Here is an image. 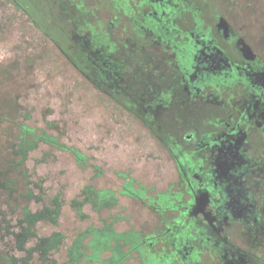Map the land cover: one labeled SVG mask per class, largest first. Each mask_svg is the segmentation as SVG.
Instances as JSON below:
<instances>
[{
  "label": "flooded vegetation",
  "instance_id": "flooded-vegetation-1",
  "mask_svg": "<svg viewBox=\"0 0 264 264\" xmlns=\"http://www.w3.org/2000/svg\"><path fill=\"white\" fill-rule=\"evenodd\" d=\"M113 1L102 27L130 90L116 99L147 103L134 112L179 172L181 198L146 237L149 253L164 264H264V56L231 0Z\"/></svg>",
  "mask_w": 264,
  "mask_h": 264
},
{
  "label": "rangeland",
  "instance_id": "rangeland-1",
  "mask_svg": "<svg viewBox=\"0 0 264 264\" xmlns=\"http://www.w3.org/2000/svg\"><path fill=\"white\" fill-rule=\"evenodd\" d=\"M44 1L56 26L61 23L66 28H56L58 42L33 21L18 0H0V117L10 119L0 118V163L10 153L17 133L11 121L37 131L45 129L87 155L89 165L83 166L72 153L41 143L25 162L27 176L19 174L20 189L32 188L39 197L30 201L33 210L50 204L56 195L63 201L57 224L39 222L36 226L39 236L54 231L67 235L65 244L52 256L56 264H62L76 233L90 225L100 226L104 219L115 220L118 230L135 229L144 235L161 225L158 212L126 194H118L119 202L112 208L96 211L86 204L87 216L80 217L71 201L80 197L85 185L118 191L126 174L134 179L136 188L144 186L148 194L157 195L176 189L179 172L169 151L134 112L148 109L147 103L136 108L116 99L130 90L124 81L123 62L114 58V41L102 27L103 19L112 18L102 6L111 8L114 1ZM231 5L233 18L245 23L253 47L264 56V0H231ZM64 46L73 52L77 64ZM151 124L158 126L157 122ZM19 200L26 203L22 196ZM14 206L11 196L0 195V213L6 217L4 220L0 214V252L22 257L26 253L15 248L8 233V226L12 231L18 229L21 206ZM138 261L136 256L127 264ZM30 262L41 264L38 255Z\"/></svg>",
  "mask_w": 264,
  "mask_h": 264
},
{
  "label": "trees",
  "instance_id": "trees-1",
  "mask_svg": "<svg viewBox=\"0 0 264 264\" xmlns=\"http://www.w3.org/2000/svg\"><path fill=\"white\" fill-rule=\"evenodd\" d=\"M18 1L21 7L32 16L33 21L54 41L56 39V42H58L56 28H58V31H63L66 28L64 26L62 28L61 23L56 26L57 24L50 15L45 1ZM23 2L27 5H23ZM33 13L36 14V18ZM63 50L68 53L65 46ZM0 118L10 120L6 116ZM11 122L17 128V133L12 142L10 153L0 163V195L7 193L13 198L14 207L21 206V214L17 218L18 229L12 231L9 230L10 226H8V233L14 238L15 248L24 251L26 254L21 257L9 252H0V264H34L30 261L35 255H38L41 264H56L57 260L52 256L65 244L67 235L61 231H54L49 235L39 236L36 226L39 222L57 224L63 201L59 195H56L50 199V204L41 209L33 210L30 207V201L39 197L32 188H27L26 191L20 189L21 178H19V174L27 176L25 162L30 151L36 149L41 143L72 153L76 161L83 166L89 165L88 157L79 148L61 142L58 135L45 129L37 131L25 124ZM124 177L126 182L118 191L111 188L97 189L92 184L85 185L81 190L80 197H76L71 201L77 214L82 218L87 216L83 210L86 204H90L96 211L112 208L119 202L118 194H126L144 202L149 208L160 214L161 220H165L167 217L163 213L164 209L177 207V203L181 198L178 191L170 189L157 195H150L144 186L136 188L133 178L128 177L126 174H124ZM25 184L28 185V181ZM19 191L20 195L13 197L14 192ZM21 196L26 199L25 204H22L19 200ZM0 214L5 220V215ZM114 223L115 220L104 219L103 224L100 226L90 225L78 231L67 245L65 260L62 264H127L130 259L136 256H138L139 264H164L163 260L149 253L146 245L148 235H144L141 231L135 229L118 230ZM33 239H35L34 244L27 246ZM106 253L108 255L105 256Z\"/></svg>",
  "mask_w": 264,
  "mask_h": 264
}]
</instances>
